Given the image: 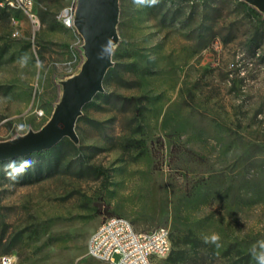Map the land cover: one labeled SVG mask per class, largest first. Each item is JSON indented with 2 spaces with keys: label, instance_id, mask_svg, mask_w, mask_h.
Segmentation results:
<instances>
[{
  "label": "rangeland",
  "instance_id": "1",
  "mask_svg": "<svg viewBox=\"0 0 264 264\" xmlns=\"http://www.w3.org/2000/svg\"><path fill=\"white\" fill-rule=\"evenodd\" d=\"M73 2L35 0L38 22L18 13L17 28L0 10V142L40 130L61 82L80 72L83 38L58 19ZM241 2L119 0L114 65L76 123L79 143L24 158L34 167L15 183L0 172V257L105 264L87 242L120 216L139 231L192 229L199 246L189 264H255L250 249L264 240V15ZM212 235L219 247L205 243Z\"/></svg>",
  "mask_w": 264,
  "mask_h": 264
},
{
  "label": "water",
  "instance_id": "2",
  "mask_svg": "<svg viewBox=\"0 0 264 264\" xmlns=\"http://www.w3.org/2000/svg\"><path fill=\"white\" fill-rule=\"evenodd\" d=\"M264 15V0H240ZM119 0H77L75 27L83 38L85 61L78 74L62 81V96L50 120L38 131L0 142V162L46 151L68 138L79 143L76 123L83 109L104 92L119 43Z\"/></svg>",
  "mask_w": 264,
  "mask_h": 264
},
{
  "label": "built area",
  "instance_id": "3",
  "mask_svg": "<svg viewBox=\"0 0 264 264\" xmlns=\"http://www.w3.org/2000/svg\"><path fill=\"white\" fill-rule=\"evenodd\" d=\"M35 0H0V10L10 13L12 25L17 28L20 20L18 13L32 15ZM77 0L63 9L58 19L67 28H75ZM173 250L171 232L160 227L152 231H139L126 218L106 217L90 235L87 254L105 264H155L158 259L168 258ZM0 264H14L12 256L0 257Z\"/></svg>",
  "mask_w": 264,
  "mask_h": 264
},
{
  "label": "trees",
  "instance_id": "4",
  "mask_svg": "<svg viewBox=\"0 0 264 264\" xmlns=\"http://www.w3.org/2000/svg\"><path fill=\"white\" fill-rule=\"evenodd\" d=\"M241 3L246 5V6H249L245 2H241ZM251 8H252V10L257 12L256 9H254L253 7H251ZM16 16L18 17V15H16ZM9 17H10V15H9ZM100 94H98L97 96H100ZM65 143L68 144L70 147H73V148L76 147V145L68 138L65 139ZM56 148H53L49 151L37 152V153L31 154V155H28L26 157L42 156V157H44V159H47L48 157H51V155H53L55 153ZM26 157H22V158H26ZM17 159H19V158H17ZM17 159H12V160H17ZM8 161L9 160L3 161L0 163H7ZM49 166L50 165H47L46 169ZM39 169L42 171L41 168H39ZM100 172H102V171H100ZM171 239H172V243H173V250H172L170 256L167 258L169 263L170 264H189V262L193 258L195 250L199 246V237L197 236V234L192 229H189L187 231H182L180 228L174 227L173 232L171 233Z\"/></svg>",
  "mask_w": 264,
  "mask_h": 264
},
{
  "label": "clouds",
  "instance_id": "5",
  "mask_svg": "<svg viewBox=\"0 0 264 264\" xmlns=\"http://www.w3.org/2000/svg\"><path fill=\"white\" fill-rule=\"evenodd\" d=\"M133 3L141 7H153L159 3V0H133ZM35 162L31 159L21 158L20 160H9L7 163H0V172H2L6 179L15 183L21 177L27 174L28 170L34 167ZM218 235L204 237L205 243H217L219 241ZM250 255L255 261V264H264V240H259L252 245Z\"/></svg>",
  "mask_w": 264,
  "mask_h": 264
},
{
  "label": "bare ground",
  "instance_id": "6",
  "mask_svg": "<svg viewBox=\"0 0 264 264\" xmlns=\"http://www.w3.org/2000/svg\"><path fill=\"white\" fill-rule=\"evenodd\" d=\"M76 28V27H75Z\"/></svg>",
  "mask_w": 264,
  "mask_h": 264
}]
</instances>
